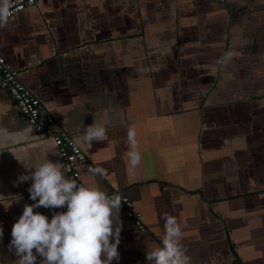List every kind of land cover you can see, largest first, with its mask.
Returning <instances> with one entry per match:
<instances>
[{
	"label": "crops",
	"instance_id": "obj_1",
	"mask_svg": "<svg viewBox=\"0 0 264 264\" xmlns=\"http://www.w3.org/2000/svg\"><path fill=\"white\" fill-rule=\"evenodd\" d=\"M0 55L55 129L73 138L82 124L107 127L91 149L80 144L105 175L81 166L80 180L127 196L146 227L121 204L112 264H148L164 214L182 226L192 264H264V0H39L0 28ZM0 150V264H17L12 226L34 203L30 180L13 183L28 171L17 158L62 160L2 88ZM65 209L34 211L50 220Z\"/></svg>",
	"mask_w": 264,
	"mask_h": 264
},
{
	"label": "clouds",
	"instance_id": "obj_2",
	"mask_svg": "<svg viewBox=\"0 0 264 264\" xmlns=\"http://www.w3.org/2000/svg\"><path fill=\"white\" fill-rule=\"evenodd\" d=\"M15 2L0 0V28L8 26ZM230 57L231 53H227L225 58ZM76 133L73 146L79 148L83 143L91 149L93 142L106 138L107 127L95 122L87 126L82 124V130L77 127ZM126 142L130 149L129 164L135 168L142 159L137 150L135 128H127ZM17 160L28 171L19 174L13 183L16 185L30 180L28 192L34 201L24 205L22 214L12 226L9 250L17 257V264H112L113 260H119L118 245L122 230L119 212L124 199L121 193L108 194L98 186L79 185L67 175L68 169L60 162L47 159L29 167L19 158ZM90 171L99 176L106 173L100 167ZM13 197L12 202L18 203L22 199V196ZM10 204L5 206V210ZM40 207L67 210L54 212L49 220L43 213L34 211ZM162 218V246L146 252L148 264H192L181 242L182 226L177 218L168 214ZM2 236L3 228L0 227V238Z\"/></svg>",
	"mask_w": 264,
	"mask_h": 264
},
{
	"label": "built area",
	"instance_id": "obj_3",
	"mask_svg": "<svg viewBox=\"0 0 264 264\" xmlns=\"http://www.w3.org/2000/svg\"><path fill=\"white\" fill-rule=\"evenodd\" d=\"M37 2L39 0H16L15 6L11 10V16L37 4ZM0 88L8 92L18 110L34 126L36 131L52 137L62 163L68 169L67 175L79 185L85 186L80 180L81 166H85L87 171H90V169L94 168L93 165L88 163L87 157L80 146L79 148L73 146V138L69 133L60 127L55 129L54 117L46 111L41 100L19 79L17 70L11 68L2 55H0ZM112 193L115 192L108 194ZM122 197L124 198L122 205L126 209L127 216L133 220L140 230L145 231L146 227L141 220L140 213L134 209L133 202L127 196L122 195Z\"/></svg>",
	"mask_w": 264,
	"mask_h": 264
}]
</instances>
